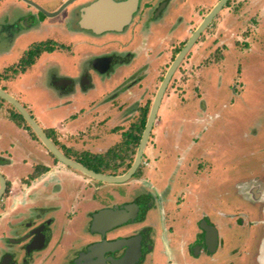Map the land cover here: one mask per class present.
<instances>
[{
	"label": "rangeland",
	"instance_id": "rangeland-1",
	"mask_svg": "<svg viewBox=\"0 0 264 264\" xmlns=\"http://www.w3.org/2000/svg\"><path fill=\"white\" fill-rule=\"evenodd\" d=\"M35 1L48 10L54 6L59 7L61 4V0ZM56 8L54 7V9ZM62 12L57 16L50 17L23 0H2L0 2V73L6 71V73H10L8 76H12L14 67L10 65L18 61L23 51L29 49L32 44L40 43L48 38L58 41V46L53 53L44 52L24 73L19 74L13 80L10 77L12 81L9 83L1 82L10 93L22 97L28 96L35 103L33 109L28 104L25 106L39 122L41 120L46 122V120L65 115L70 116L76 110L77 104L78 106L87 105L89 101H95L89 112L99 107H105L108 99L118 95V92H113L109 88L122 87L121 81L125 73L126 75L128 73L124 71V68H122L123 71L94 70L90 61L100 52L117 53L122 51L123 58L129 54L131 57L133 56V60L139 52V48H132L128 51L129 53L122 49L126 44L135 45L141 42L140 34L137 31L130 28L121 35L112 32L105 37L90 35L84 26L81 27L77 23L80 19L78 20L77 14H74L72 7ZM228 15L233 19L227 22V25L234 26V28L239 26L233 20L240 18L243 15L242 11L232 12L230 10ZM225 17L226 14L222 15L216 21L218 24L208 29L207 39H205L208 50L212 49L216 42L212 39L218 33L222 35L221 32H218V28L222 26L221 20ZM245 18L246 16L243 22L244 29L251 27V19L246 20ZM193 28L194 25L188 27L181 23L180 28L176 29V34H173V39L179 41L180 38L184 40L186 37L189 38L192 34L191 31H194ZM239 29H242L241 25ZM164 32L165 28L158 30L160 35H163ZM249 33L250 31H245L246 35ZM256 37L253 41L248 40L249 43L245 42L239 45L248 50L244 51L245 55L241 57L235 54L231 55L226 60L225 67L206 74H204L206 71L204 68L198 69L196 72V67L191 66L194 58L185 59L168 86L164 104L158 115L159 121L158 123L156 121V124L161 123L163 117L165 123L160 126L155 125L149 138L144 155V161L149 164H141L140 170L131 177L138 181H147L148 186H152L158 191V186H161L159 182L168 183L165 181V178L169 179L167 174L177 175L176 165H180V162L184 161V165L190 162L187 165L188 170L189 165H197V167H199L198 165H208L211 171L207 175V172L203 175L199 173L197 178H201L193 183V191L196 194V197L191 194L193 202L191 201L190 204L182 202L183 205L185 204L183 211L185 215L197 210L221 221L223 216L220 217L218 214L222 210H228L230 213L249 210L252 213L251 221H253V219L259 218L261 209L264 208V198L258 203V200L254 199L252 194L247 191V186L251 184L254 177L248 176L247 178V174L252 172L250 168L264 165V30ZM149 39L148 46L155 50L154 57L149 59L150 63L155 65L156 60L165 61L168 59L170 49H166L167 41L164 44L156 42L157 33ZM165 40L168 39L165 38ZM210 43L212 44L209 45ZM179 44L182 45L183 40ZM216 57V54H212L210 60L213 62V58ZM144 59L145 55L143 54L138 57L137 61H133V64L138 65L144 62ZM115 69L117 67H114L113 70ZM154 69L153 66V70H150L151 73H134L132 96H129L131 99L135 95L142 94L143 98L147 97L143 102L153 101L158 88L157 83L153 84V81L149 85ZM161 69L164 71L166 64ZM140 71L142 70L140 69ZM159 79L160 76L156 80L159 82ZM188 82L189 84H187ZM129 83L131 81L129 82L128 79L126 86ZM140 83H142L141 89H139ZM199 84L200 88L197 89L196 85ZM59 85L65 87L67 92H63ZM174 93H178V96L184 100H188L185 99L187 96L193 97L192 101L186 105L182 103L176 105L177 103H175V106L172 107L167 102ZM66 97L70 100L69 104L63 102ZM99 99L101 100L99 101ZM136 105L134 102L127 110L133 111L136 109ZM11 107L13 105L6 100L0 102V118L4 119L0 121V133L2 132L6 136L4 140L0 139V143L7 146L6 142L8 143L9 138H12L15 144L20 143L21 150L26 147L31 148L20 132L16 130V126L5 116V108ZM196 109L197 111H195ZM168 113H170L169 116ZM86 115L89 113L85 114L84 112L80 115V121L84 119L83 124ZM191 125L193 128L202 126L201 130L206 135L204 139L192 138V134L188 133L191 130ZM199 137H202L201 134ZM115 140H117L116 137L103 138L102 136L97 142L99 147L105 149L111 146ZM93 147L98 146L93 144ZM136 147L137 150L138 146ZM205 149H211V155L207 159L197 158L196 155L203 154ZM14 153L16 154V150ZM30 156L32 159L35 157L31 155V152ZM5 159V156L0 155V165ZM18 163L22 166L26 165L23 171L29 169L27 166L29 164ZM165 167L167 171L163 173ZM116 184L117 190L124 188V185ZM261 191L264 193V189L261 188ZM71 193L74 191L72 190ZM97 194L100 195V191H97ZM226 197L229 200H226ZM242 217H244L245 224H242L236 217H224L222 220L224 227L230 226L229 229L227 228L226 237L228 245L225 246L228 249L219 252L216 255L218 259L215 262L209 261V264L252 263L255 250L252 243L254 228L252 229V226L246 223V214H243ZM227 221L229 224L226 225ZM4 228L3 233H0V261L2 255L7 253L6 251L10 252L14 249L10 245V239L14 237L13 219H7ZM251 231L252 235H250ZM256 231L257 227L255 226ZM254 236L257 237V232ZM238 241L239 245L237 246L236 242ZM234 247H238V249L233 251ZM263 251L264 244L261 246L262 255Z\"/></svg>",
	"mask_w": 264,
	"mask_h": 264
},
{
	"label": "flooded vegetation",
	"instance_id": "flooded-vegetation-1",
	"mask_svg": "<svg viewBox=\"0 0 264 264\" xmlns=\"http://www.w3.org/2000/svg\"><path fill=\"white\" fill-rule=\"evenodd\" d=\"M63 1L61 0V3ZM100 1L102 0H75L66 10L73 8L74 14H77L78 20L80 19L77 23L81 27L84 26L90 35L105 37L111 32L121 35L131 28L140 34L141 46L146 47L150 42L149 38L157 33L156 42L164 44L167 41L166 49H170L172 59L168 65L166 64L168 69L175 55L188 39L187 37L183 40L182 45L179 44L182 40L178 43V39H173L177 27L179 29L181 23L188 27L194 25V30L220 0H136L137 6L132 10L128 23L120 28L103 27L94 19L89 8ZM262 1L264 0H227L197 39L195 43L198 44L197 47L200 48L201 45L203 47L199 50L190 49L176 72L180 70L185 59L207 51L208 45L205 39L208 29L218 24L216 23L218 18L226 14L221 20L222 28L225 27L227 22L232 20L228 15L230 10L242 11L243 15L237 18V24L242 26L243 36H245L243 28L245 16H247L246 20L251 19L250 23L253 27L246 31H253V34L259 35L261 33L259 27L264 24V7H260V2L264 3ZM251 10L255 12L251 13ZM239 26H237L238 33H241ZM160 28H165L163 35L158 33ZM214 39L218 42L216 38ZM225 47L226 44L218 43L215 50L224 55ZM132 57L128 54L123 58L122 51L100 52L90 62L94 70L113 71L114 67L132 61ZM85 166L108 175L123 174L131 167V165ZM189 166L188 170L187 165H176L177 175L167 174L169 179L165 178V181L168 183L159 182L161 186L157 185L158 191L148 186L147 181H138L131 177L123 182H109L85 175L83 178L76 177L75 181L70 182L72 184H68L66 179L60 176V172L51 173V177L45 182L48 192L29 195L27 200L30 202L29 208L15 210L12 213L10 218L13 219L14 237L10 239V245L14 249L4 252L5 255L1 254L3 257L0 264H209V261L215 262L218 259L216 255L219 252L228 249L225 246L228 245L226 237L230 226L224 227L222 221L224 217H236L245 224L243 214L247 216L246 223L254 228L252 243L255 250L251 264H262L264 208L261 209L259 218L253 221L249 210L237 213L222 210L219 214L216 213L220 217L223 216L221 221L197 210L185 215L184 205L193 202L191 194L196 197L193 183L201 178H197V175L206 172L207 175L211 171L208 165ZM43 168L45 172L51 170L47 166ZM250 169L252 172L247 174V178L254 177L251 184H248L247 191L260 203L264 198V193L261 191V188L264 189V165ZM165 171H167L166 167L163 173ZM116 183L124 185V188L117 190ZM72 190L74 193H71ZM97 191L101 194L98 195ZM226 200L229 198L226 197ZM182 202L185 204L183 205ZM105 209H110L111 214L97 219V215ZM240 214L242 216H239ZM227 223L229 224L228 221L225 222L226 225ZM255 226L257 237L254 236ZM3 229L4 226H0L1 234ZM236 245H239V241ZM234 248L233 251L238 249V247ZM225 255L227 257V253Z\"/></svg>",
	"mask_w": 264,
	"mask_h": 264
},
{
	"label": "crops",
	"instance_id": "crops-1",
	"mask_svg": "<svg viewBox=\"0 0 264 264\" xmlns=\"http://www.w3.org/2000/svg\"><path fill=\"white\" fill-rule=\"evenodd\" d=\"M1 1L2 0H0V2ZM262 2H264V1H262ZM54 7L56 8L57 6H54ZM54 7L52 9H54ZM260 7H264V3L260 2ZM255 8H256V6H255ZM52 9H49V10H52ZM254 10H251L250 12L254 13L255 12ZM230 18L233 19V17H230ZM233 21L237 22V19H234ZM250 26H251V24H250ZM251 28H253V27L252 26L246 27L244 30L246 31L247 29H251ZM259 28L261 31L264 30V24H262ZM240 31H241V33L240 32L238 33V27H236V28H234V26L229 27V25H226L223 28H222V26L219 27L218 32H221L222 35L220 33H218L215 36V38L218 40V42L214 43V46L212 49H210V50L207 49V51H205L204 53H200L199 55H198V53H196L194 56H191L190 57L191 59L194 58L191 62V66L196 67V72L198 71V69L204 68L206 70L204 74H206V73H208L212 70H216L220 67H225L226 66V60L231 55L235 54L236 56H240V57L245 55L246 53L244 51H248V50L241 48L239 45H241L242 43L244 44L245 42L249 43L248 40L253 41L254 39H256L255 36H257V35H254L253 31L252 32L250 31V33L248 35L245 34V36H243L242 30H240ZM182 36H183V34H182ZM48 40L55 41V43H56L55 48L51 51L45 50V51L41 52L35 58L34 62L31 65H33L44 52H50V53L54 52V50L58 46L57 45L58 41H56L54 38H48L47 40H42V41H48ZM180 40H184V39L180 38ZM213 40H215V39L213 38L212 41ZM178 43H179V41H178ZM218 43L219 44H221V43L226 44L227 47L224 48V55H222L220 52H216L215 49L218 46ZM141 45H142V43L138 42L135 45H131V44L127 45L126 44L122 47V49L125 52L131 50L132 48H139V50H138L139 52H138L136 58H134V60L132 59V61H130L128 63H124V64L120 65L119 67H117V69L113 70V71H117V70L123 71L122 68H124V71L127 72L128 74L126 75V73H125V76L123 77V80L121 81V83H123L122 87L113 86V88L112 87L109 88L113 92L114 91L118 92V95H115V97H113L112 99H108V103H106L105 107H99V108H96V110L89 112L91 110V108L93 107V105L95 104L94 103L95 101H91V102L89 101V104H87V105H79L78 106V104H77L76 110L70 116H68V115L60 116L58 118H53L51 120L49 119L48 121L46 120V122H42L43 120H41V122H39L36 118V120L39 122V124L44 129H49V131L55 137L56 145L62 151H64V152L67 151L66 153L70 157H72L73 159L78 160L79 156L84 152H90V153L105 152L109 147H111L112 145L117 143L119 141V139L121 138L122 132L126 128L123 125L128 124L127 126H129L130 122L138 114L139 108L147 103V101L143 102L144 100H146L147 97L143 98L142 94L135 95L132 97V99L129 97V96H132V91H133L132 84L135 81L134 73H151L150 70H153V66H154L155 69H154L153 77H151V81L149 82V85L153 81V84L157 83L158 88H159V86H160V84L164 78V75L166 73L165 70L162 71L161 67L164 64L168 65L172 59L170 51L168 52V55H169L168 59H165V61L156 60L157 63L154 65V64L150 63L149 59L151 57L152 58L154 57L155 50L150 49L151 47H149V46L142 47ZM197 46H198V44H194L191 47V50H196V49L199 50V48H198L199 46L198 47ZM246 47H248V46H246ZM24 51H23V53H24ZM208 51H209V53H208ZM211 53L217 55L216 58H213L214 59L213 62L210 60L211 56H212ZM143 54L145 55L144 62H141L138 65H134L133 61H137L138 57H141ZM20 57L18 58V61H19ZM18 61L11 64L10 66L15 67V64L18 63ZM30 66H28L26 68V70L28 68H30ZM151 67H152V69H151ZM140 69L142 71H140ZM107 70H109V69H107ZM25 71L20 72L18 74H14L12 76H8V75H10V73H6V71H2L0 73V86L3 87L7 91L6 86H4L3 83H1V82L6 81L9 83L14 78H16L19 74H22ZM102 72H104V71H102ZM109 76H111V75H109ZM159 76H160V79L158 82L156 79ZM161 76H163V77L161 78ZM10 77L12 80L10 79ZM128 79H129V82L131 81V83H129V85L126 86ZM132 80H134V81H132ZM189 82L187 84H189ZM196 86H198L197 89L200 88V84L196 85ZM59 87H60V89H62L63 92H65V93L67 92V89H65V87H63L62 85L61 86L59 85ZM141 88H142V83L139 84V89H141ZM158 88L156 89V92H157ZM11 94L14 95L17 99H19L24 105L28 104L30 108H32V109L34 108L35 103H33L32 100L28 96L22 97V96H18L17 94H14V93H11ZM116 96H117V98H116ZM147 96H148V93H147ZM154 97H155V95H154ZM165 98H166V92H165V95L162 99L158 115L161 111L162 105L164 104ZM192 98L193 97L187 96V98H185V99H188V100H184L182 97L178 96V93H176V94L174 93L172 98L167 103H170L172 105V107L175 106V103H177L176 105H178L179 103L186 105V104H188V102L192 101L191 100ZM118 99H119V101H117ZM4 100L5 99L0 98V102H3ZM100 100L101 99H99V101ZM63 102H64V104H69L70 100L66 97ZM134 102H136V104H137L136 109H134L133 111L132 110L128 111L127 108L131 107ZM152 102H151V105H152ZM150 109H151V107H150ZM5 110H6V112H5L6 118H9V121L12 122L16 126V128H17L16 130L20 132L21 136L26 140L27 144L31 148L26 147L25 149L21 150L20 149V143L15 144V142L13 141L12 138H9L10 141H8V143L6 142L7 146L6 145L3 146L0 143V155L5 156V158H6L2 162V164L0 165V172L5 176V178L7 180V184L9 183L5 193L0 198V226L5 225L6 220L12 216V213L15 210H20V209L26 210L29 208L30 202H27V200H29V198H28L29 195L34 194V193L35 194L36 193H45L46 194L48 192L47 191L48 189L46 188L45 182L51 177L52 174H54V172H60V176L64 179H66L68 184H72L70 182L73 180L75 181L76 177L83 178L85 175H87L81 171L79 172V171L73 170V169L65 166L64 163L59 161L46 148V146L42 143V141L40 139L33 136L30 129H27L24 126H20L12 120L10 113H9V108H5ZM195 111H197V109ZM84 112H85V114L89 113V115H86L85 123L83 124L84 119L82 121H80V119H81L80 115L84 114ZM169 115H170V113H168V116ZM158 118H159V116L157 117V120H156L157 123L159 121ZM1 119L4 120L1 117L0 121H1ZM160 122L161 123H159V124L155 123V125L160 126L163 123H165V120L163 117H162V120ZM201 127L202 126H199V127L195 126V128H193V126L191 125V130L188 131V133L192 134V138L198 137L199 140H202V139H204V137L206 135L203 134ZM1 133H0V139L3 138V140H4L6 138V136L4 133H2V134ZM200 134L202 137H199ZM102 136H103V138H107V137H111V136L113 138L116 137L117 140H115V142L111 146H109L108 148L102 149L101 147H99L98 142H97V140L101 139ZM51 138L53 140V137H51ZM94 141H96V142H94ZM92 143L96 144V146H98V147H93ZM147 147H148V145H147ZM147 147L145 149V152L147 150ZM7 148H9V149H7ZM15 150H16V154L14 153ZM210 150L211 149H205L203 151V154H200V155L197 154L196 155L197 158L201 157L203 159H207V157L209 155H211ZM30 152H31L32 156H35L33 159L30 158L31 157ZM136 152H137V150H136ZM144 155H145V153H144ZM135 156H136V153L134 154L133 159L126 158V161L122 165H128V166L132 165V163L135 159ZM18 162H21L22 164H29V165H27L29 169L27 171H25V170L23 171V169L26 165L25 166L19 165L20 163H18ZM141 164H145V165L149 164L147 161H144V156H143V161ZM184 164H185L184 161L180 162V165H184ZM188 164H190V162L186 163V165H188ZM46 166L51 169L49 172H45V169L43 167H46ZM73 177H75V179H73ZM262 264H264V260H263Z\"/></svg>",
	"mask_w": 264,
	"mask_h": 264
},
{
	"label": "water",
	"instance_id": "water-1",
	"mask_svg": "<svg viewBox=\"0 0 264 264\" xmlns=\"http://www.w3.org/2000/svg\"><path fill=\"white\" fill-rule=\"evenodd\" d=\"M23 1L30 5H33L39 11L45 13L46 15L50 17H54L59 15L62 11H64L75 0H64L59 5V7H57L54 10H48L47 8L43 7L35 0H23ZM226 2L227 0H220L218 1V3L215 4V6L200 22V24L194 29L190 37L187 39L186 43L183 45V47L178 51V53L174 57L153 99L151 109L145 124V128L136 152L135 159L131 167L123 174L108 175L105 173L96 172L92 169H89L82 162L75 160L69 155L65 154L56 145V143L52 140V138L48 136L45 129L39 124V122L32 115V113L26 108V106L19 99H17L14 95L6 91L1 86H0V97L8 101L10 104H12L13 107H15L22 114V116L26 119V121L31 126L33 131L37 134V136L42 141V143L59 161H61L65 165L81 170L85 174L103 181L123 182L129 179L130 177H132L136 173V171L138 170V168L140 167L143 161L145 149L148 145L149 138L156 123L162 99L165 95V92L169 86V83L171 82L174 73L181 65L182 61L190 51L191 47L196 43L197 39L200 37L202 32L210 25L212 19L220 11L222 6L226 4ZM136 6H137L136 0H129L126 2H116L114 0H102L94 4L91 8H89V11L91 12V14H93L92 16L98 22L99 25L107 28H113V27L120 28L121 26L128 23L132 10H134ZM6 189H7V180L5 176L0 172V198L3 196ZM110 214H111L110 209L102 210V212L99 215H97V219L107 217Z\"/></svg>",
	"mask_w": 264,
	"mask_h": 264
},
{
	"label": "trees",
	"instance_id": "trees-1",
	"mask_svg": "<svg viewBox=\"0 0 264 264\" xmlns=\"http://www.w3.org/2000/svg\"><path fill=\"white\" fill-rule=\"evenodd\" d=\"M55 44L56 43L53 40L34 43L29 49L24 51L18 63L15 64L13 75L25 71L26 68L34 62L35 58L41 52L45 50H53L55 48ZM174 52L176 53L177 50ZM162 77L163 76H161V78ZM150 107L151 102H147L145 105L139 108L138 114L130 122L129 126H126L125 130L122 132L121 138L117 143L109 147L105 152H84L79 156L78 161L85 165H122L126 161V158L133 159V156L136 153V146L139 145L143 130L145 128ZM9 113L14 122L20 126L30 129L33 136L39 139L26 119L15 107L9 108ZM45 131L48 136L53 137L55 142V137L52 135L49 129H45Z\"/></svg>",
	"mask_w": 264,
	"mask_h": 264
}]
</instances>
